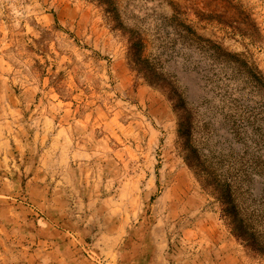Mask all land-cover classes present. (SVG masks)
I'll return each mask as SVG.
<instances>
[{"label": "rangeland", "instance_id": "rangeland-1", "mask_svg": "<svg viewBox=\"0 0 264 264\" xmlns=\"http://www.w3.org/2000/svg\"><path fill=\"white\" fill-rule=\"evenodd\" d=\"M167 87L264 213V0H0V264H264Z\"/></svg>", "mask_w": 264, "mask_h": 264}, {"label": "trees", "instance_id": "trees-1", "mask_svg": "<svg viewBox=\"0 0 264 264\" xmlns=\"http://www.w3.org/2000/svg\"><path fill=\"white\" fill-rule=\"evenodd\" d=\"M134 62L135 66H139L137 61ZM137 68L142 70L140 67ZM149 80V82L155 83L153 79ZM167 88L169 98L174 99L173 108L179 111L178 136L181 138L183 161L193 171L200 185L220 202L221 215L232 235L254 253L264 255V239H259L264 236V233L258 229V224L264 218V213L257 207L248 209V206L244 205L246 199L243 197L242 181L245 175L235 174L232 176L227 173H219L213 163H206V159H203L198 149L191 144L189 133L191 119L188 110L183 107L180 95L171 87ZM254 199L252 198V200Z\"/></svg>", "mask_w": 264, "mask_h": 264}]
</instances>
